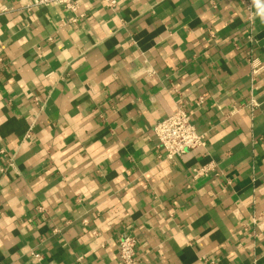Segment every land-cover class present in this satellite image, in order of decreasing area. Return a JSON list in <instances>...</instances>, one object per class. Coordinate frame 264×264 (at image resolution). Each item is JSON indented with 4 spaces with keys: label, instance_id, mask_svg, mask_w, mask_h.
<instances>
[{
    "label": "crops",
    "instance_id": "0c3cea01",
    "mask_svg": "<svg viewBox=\"0 0 264 264\" xmlns=\"http://www.w3.org/2000/svg\"><path fill=\"white\" fill-rule=\"evenodd\" d=\"M39 1L0 0V264H264V0Z\"/></svg>",
    "mask_w": 264,
    "mask_h": 264
},
{
    "label": "built area",
    "instance_id": "2783aa9c",
    "mask_svg": "<svg viewBox=\"0 0 264 264\" xmlns=\"http://www.w3.org/2000/svg\"><path fill=\"white\" fill-rule=\"evenodd\" d=\"M81 0H40L44 5L61 6L68 10L76 11ZM110 7L117 5V0H103ZM243 6L249 11L250 19H254V0H241ZM254 62V61H253ZM261 66L252 64V74L256 76L261 72ZM159 140V147L166 153L169 159L181 156L189 150L205 147V138L200 134L193 122L190 111L182 100L177 101L175 111L159 120L154 127ZM208 170L200 168L196 170L194 178L206 175ZM137 241L131 235H124L119 241V264H138L136 259ZM36 257L41 255L36 254ZM213 264V263H212Z\"/></svg>",
    "mask_w": 264,
    "mask_h": 264
}]
</instances>
